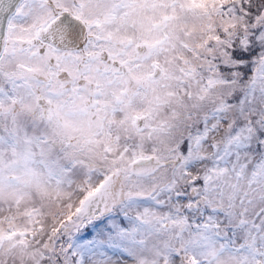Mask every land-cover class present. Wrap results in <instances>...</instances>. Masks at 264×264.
Here are the masks:
<instances>
[{
	"label": "snow or ice",
	"instance_id": "6c2138e0",
	"mask_svg": "<svg viewBox=\"0 0 264 264\" xmlns=\"http://www.w3.org/2000/svg\"><path fill=\"white\" fill-rule=\"evenodd\" d=\"M0 264H264V0H0Z\"/></svg>",
	"mask_w": 264,
	"mask_h": 264
}]
</instances>
